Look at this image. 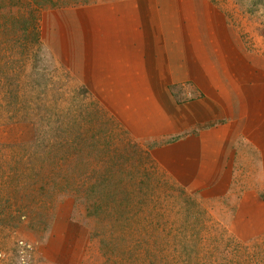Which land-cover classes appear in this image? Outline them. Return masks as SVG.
I'll return each instance as SVG.
<instances>
[{
    "label": "rangeland",
    "instance_id": "374dc122",
    "mask_svg": "<svg viewBox=\"0 0 264 264\" xmlns=\"http://www.w3.org/2000/svg\"><path fill=\"white\" fill-rule=\"evenodd\" d=\"M99 1L0 0V264H264V186L174 179L84 67L62 9ZM210 2L264 58V0Z\"/></svg>",
    "mask_w": 264,
    "mask_h": 264
},
{
    "label": "crops",
    "instance_id": "0c3cea01",
    "mask_svg": "<svg viewBox=\"0 0 264 264\" xmlns=\"http://www.w3.org/2000/svg\"><path fill=\"white\" fill-rule=\"evenodd\" d=\"M104 1L61 9L82 25L83 57L80 46L76 53L84 67L120 92L118 115L130 135L150 142L174 179L191 170L207 186L221 172L249 171L253 177L230 180L264 186L254 176L264 166V58L247 48L225 8L210 0ZM185 92L192 100L183 102Z\"/></svg>",
    "mask_w": 264,
    "mask_h": 264
},
{
    "label": "built area",
    "instance_id": "2783aa9c",
    "mask_svg": "<svg viewBox=\"0 0 264 264\" xmlns=\"http://www.w3.org/2000/svg\"><path fill=\"white\" fill-rule=\"evenodd\" d=\"M185 94V97L183 98V102L185 101V100H190V99H192L194 96L192 95V92H185L184 93Z\"/></svg>",
    "mask_w": 264,
    "mask_h": 264
}]
</instances>
